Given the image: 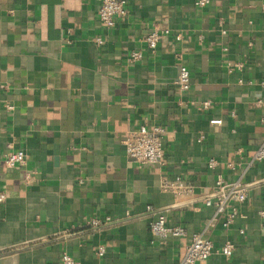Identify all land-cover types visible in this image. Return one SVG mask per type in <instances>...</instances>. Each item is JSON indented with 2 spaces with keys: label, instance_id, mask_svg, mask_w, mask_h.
I'll list each match as a JSON object with an SVG mask.
<instances>
[{
  "label": "crops",
  "instance_id": "0c3cea01",
  "mask_svg": "<svg viewBox=\"0 0 264 264\" xmlns=\"http://www.w3.org/2000/svg\"><path fill=\"white\" fill-rule=\"evenodd\" d=\"M126 2L107 28L101 0H0V264H59L64 253L78 264H173L200 232L214 254L196 264H264V163H253L264 146V0ZM156 26L171 33L152 52ZM134 51L143 59L130 64ZM142 126L165 128L164 165L128 157L123 141ZM13 151L25 165H5ZM177 177L188 187L179 197L164 190ZM219 178L248 193L229 204L239 214L228 228L207 205ZM160 216L186 235H154Z\"/></svg>",
  "mask_w": 264,
  "mask_h": 264
},
{
  "label": "built area",
  "instance_id": "2783aa9c",
  "mask_svg": "<svg viewBox=\"0 0 264 264\" xmlns=\"http://www.w3.org/2000/svg\"><path fill=\"white\" fill-rule=\"evenodd\" d=\"M211 3V0H195V5L200 8L207 7ZM127 2L126 0H101L98 9L99 21L107 28H112L116 24V19L123 17L127 14ZM147 36L145 39L147 47L150 51L154 52L157 49L158 44L164 36L169 35L171 32L168 29L158 28ZM226 33V32H224ZM177 40L181 39L178 35ZM99 45L103 44L101 38L95 40ZM143 59V54L140 51L132 52L127 62L130 64L139 63ZM191 72L186 66H181L178 76V85L181 91H187L191 87ZM264 85V83H263ZM210 102L205 101L202 104V112H206L210 107ZM11 108V107H10ZM264 121V118H263ZM211 124L221 125V120H212ZM165 128L163 126H155L153 129H149L146 126H142L137 129L130 130L123 143L125 146L128 157L139 164H158L164 165L166 161V153L164 148L165 143ZM26 154L24 151H13L5 155L4 163L7 167L13 168L16 166L25 165ZM253 163H264V146H262L256 153ZM216 161L211 160L209 167L214 168ZM233 168V164L230 165ZM31 175H27V179H30ZM217 188L220 192L215 202L207 201V205H214L218 214H226L227 217L223 222L224 228H228L238 217L239 211L236 206L228 209L229 204H242L248 198L246 189L243 188L240 181L233 184H226L219 178L217 180ZM188 187L184 183L181 177H177L175 181L166 183L164 190L172 192L176 196H182L184 192H187ZM7 199V191L0 187V204H3ZM151 209V208H149ZM260 216L263 220L264 231V212H260ZM111 221V218H106V222ZM94 225L101 224L100 220H94ZM151 232L163 239H167L170 236L181 237L186 235V231L182 226H170L166 220V217L160 216L150 223ZM234 252V245L231 242H227L222 248V254L226 257H231ZM105 253L104 248L99 249V255L103 256ZM214 254L213 241L205 236L204 232L196 233L193 235L191 242L187 246L185 255L182 259L175 261L173 264H196L199 261L207 260ZM59 264H78L72 256L68 253H64Z\"/></svg>",
  "mask_w": 264,
  "mask_h": 264
}]
</instances>
